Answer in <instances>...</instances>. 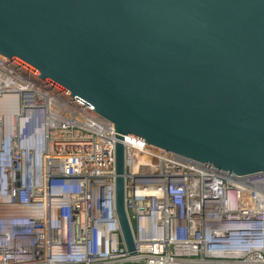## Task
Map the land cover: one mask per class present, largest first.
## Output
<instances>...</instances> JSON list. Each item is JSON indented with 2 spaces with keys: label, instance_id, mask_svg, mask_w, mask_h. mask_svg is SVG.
Returning a JSON list of instances; mask_svg holds the SVG:
<instances>
[{
  "label": "built area",
  "instance_id": "2783aa9c",
  "mask_svg": "<svg viewBox=\"0 0 264 264\" xmlns=\"http://www.w3.org/2000/svg\"><path fill=\"white\" fill-rule=\"evenodd\" d=\"M114 123L0 54V264H264V177L124 136L129 250Z\"/></svg>",
  "mask_w": 264,
  "mask_h": 264
},
{
  "label": "water",
  "instance_id": "95a60500",
  "mask_svg": "<svg viewBox=\"0 0 264 264\" xmlns=\"http://www.w3.org/2000/svg\"><path fill=\"white\" fill-rule=\"evenodd\" d=\"M0 54L114 123L129 250L124 136L264 177V0H0Z\"/></svg>",
  "mask_w": 264,
  "mask_h": 264
}]
</instances>
